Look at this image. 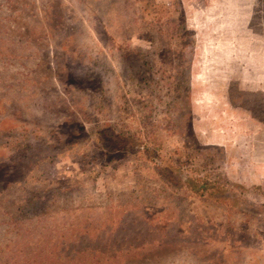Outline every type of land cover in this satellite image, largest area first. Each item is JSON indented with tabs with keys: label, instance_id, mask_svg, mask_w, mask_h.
Returning a JSON list of instances; mask_svg holds the SVG:
<instances>
[{
	"label": "rangeland",
	"instance_id": "1",
	"mask_svg": "<svg viewBox=\"0 0 264 264\" xmlns=\"http://www.w3.org/2000/svg\"><path fill=\"white\" fill-rule=\"evenodd\" d=\"M0 264H264V0H0Z\"/></svg>",
	"mask_w": 264,
	"mask_h": 264
},
{
	"label": "trees",
	"instance_id": "2",
	"mask_svg": "<svg viewBox=\"0 0 264 264\" xmlns=\"http://www.w3.org/2000/svg\"><path fill=\"white\" fill-rule=\"evenodd\" d=\"M125 147L120 149H130V144L128 142H125ZM143 148V152H144ZM146 152V151H145ZM147 153L148 150H147ZM147 156L150 157V155L147 154ZM153 164L156 163L155 160L152 158L148 159ZM158 164V163H157ZM160 165V164H158ZM157 165V166H158ZM160 166H158L159 168ZM165 175L167 181H169L172 185L180 186L181 188L188 189L190 192H192L194 195L198 197H202L205 199H208L213 202H218L224 205H231L230 199L228 196H226V192L224 191L221 186H218L216 184L207 182L206 180L200 179V178H188L186 176H183L179 170H172L169 166H166L165 168L161 169L159 168ZM240 202H244L240 200ZM240 207V205H239Z\"/></svg>",
	"mask_w": 264,
	"mask_h": 264
}]
</instances>
